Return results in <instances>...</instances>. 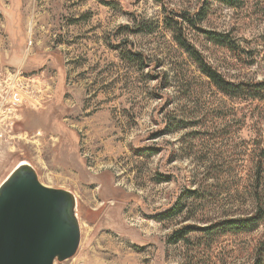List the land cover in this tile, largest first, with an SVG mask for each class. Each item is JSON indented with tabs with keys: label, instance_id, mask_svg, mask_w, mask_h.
I'll return each mask as SVG.
<instances>
[{
	"label": "rangeland",
	"instance_id": "rangeland-1",
	"mask_svg": "<svg viewBox=\"0 0 264 264\" xmlns=\"http://www.w3.org/2000/svg\"><path fill=\"white\" fill-rule=\"evenodd\" d=\"M180 19L225 79H264V0H0V183L27 162L75 195L79 245L54 264H264V217L203 230L264 215V99L214 85Z\"/></svg>",
	"mask_w": 264,
	"mask_h": 264
},
{
	"label": "water",
	"instance_id": "water-1",
	"mask_svg": "<svg viewBox=\"0 0 264 264\" xmlns=\"http://www.w3.org/2000/svg\"><path fill=\"white\" fill-rule=\"evenodd\" d=\"M79 241L75 195L41 183L29 163L16 165L0 183V264H54Z\"/></svg>",
	"mask_w": 264,
	"mask_h": 264
},
{
	"label": "trees",
	"instance_id": "trees-1",
	"mask_svg": "<svg viewBox=\"0 0 264 264\" xmlns=\"http://www.w3.org/2000/svg\"><path fill=\"white\" fill-rule=\"evenodd\" d=\"M223 4L228 6H237L242 0H217ZM198 2L207 3L208 0H198ZM206 14V9L202 6H198L194 11V17L190 18L187 16L186 21L194 24L195 22L204 18ZM185 18V16H182ZM181 17V18H182ZM170 19V18H169ZM183 19V18H182ZM169 21H174L172 18ZM176 27L173 28V33L175 36L176 41L178 44L187 51L190 55L194 57L196 62L199 64V67L206 76L209 77L210 81L216 85L221 91L230 95V96H247L253 98L264 99V79L260 81H246V82H233L230 80L225 79V77L218 72L215 68H213L210 64H208L202 57V54L195 49V47L188 42L186 37L182 32V25L184 23L183 20H175ZM168 23V22H167ZM208 39L212 42H215L220 45H226L229 49H232L231 46L228 44L227 35L219 34L214 32H205ZM135 59H140V54L135 53L132 54ZM137 61V60H136ZM197 191L194 188L190 190V194L194 195ZM261 204L257 205V208L254 214L248 216H238L237 218H231L227 220L220 221L218 223L212 224L210 227H205L203 230L209 233H219V232H247L256 227V225L263 220L264 215L262 214ZM180 209L178 205H174L171 209L164 212L162 214L163 217H168L179 213ZM187 226L177 229L174 231V238L171 240L176 242L180 239H183L185 235L188 233L189 229L186 228ZM261 251V249L259 250ZM261 252L257 253L256 258L252 264H260L259 259L261 258Z\"/></svg>",
	"mask_w": 264,
	"mask_h": 264
},
{
	"label": "built area",
	"instance_id": "built-area-1",
	"mask_svg": "<svg viewBox=\"0 0 264 264\" xmlns=\"http://www.w3.org/2000/svg\"><path fill=\"white\" fill-rule=\"evenodd\" d=\"M21 95L22 94L19 91L18 92L17 91H12L11 94H10V97H9V102H12L14 105H18V103L21 102V100H22V96ZM11 107L8 108L7 114L9 113V109Z\"/></svg>",
	"mask_w": 264,
	"mask_h": 264
}]
</instances>
